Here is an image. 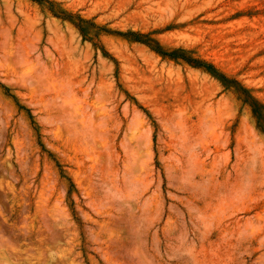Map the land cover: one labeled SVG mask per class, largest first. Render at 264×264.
Listing matches in <instances>:
<instances>
[{
    "label": "rangeland",
    "instance_id": "rangeland-1",
    "mask_svg": "<svg viewBox=\"0 0 264 264\" xmlns=\"http://www.w3.org/2000/svg\"><path fill=\"white\" fill-rule=\"evenodd\" d=\"M35 1L0 0V264H264V0Z\"/></svg>",
    "mask_w": 264,
    "mask_h": 264
},
{
    "label": "trees",
    "instance_id": "trees-1",
    "mask_svg": "<svg viewBox=\"0 0 264 264\" xmlns=\"http://www.w3.org/2000/svg\"><path fill=\"white\" fill-rule=\"evenodd\" d=\"M33 1H35V0H33ZM35 2H39V1H35ZM65 16H66L65 18L67 20H75V17H73L72 15L68 14ZM76 20H78L79 23H85V21H83L82 19H76ZM76 27L81 33L83 32L82 29H80L78 26H76ZM132 36H133L134 41L141 42V43L149 46L153 51H155L157 54H159L163 57H167V58L174 60V61H183V62L191 64L193 66L203 68L206 71L213 73L214 76H217V79H219L222 83L230 82L229 84H236L234 81H231V80L228 81L229 79H227V77H225L224 75L217 73L211 65H206L202 61L192 59V58L188 57L187 54H184L182 51L181 52L180 51L166 52L159 46V44L157 42L153 41L152 39H150L147 36L139 35V34H134ZM142 38H144V39H142ZM257 115L261 116V119H264L262 114H257Z\"/></svg>",
    "mask_w": 264,
    "mask_h": 264
}]
</instances>
